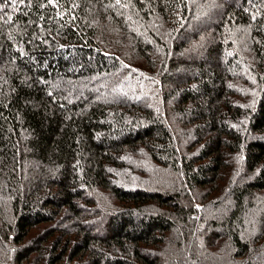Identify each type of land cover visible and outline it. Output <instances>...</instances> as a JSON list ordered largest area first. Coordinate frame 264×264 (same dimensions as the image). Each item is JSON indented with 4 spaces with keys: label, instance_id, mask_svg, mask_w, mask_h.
Wrapping results in <instances>:
<instances>
[{
    "label": "trees",
    "instance_id": "16d2710c",
    "mask_svg": "<svg viewBox=\"0 0 264 264\" xmlns=\"http://www.w3.org/2000/svg\"><path fill=\"white\" fill-rule=\"evenodd\" d=\"M0 264H264V0H0Z\"/></svg>",
    "mask_w": 264,
    "mask_h": 264
},
{
    "label": "rangeland",
    "instance_id": "374dc122",
    "mask_svg": "<svg viewBox=\"0 0 264 264\" xmlns=\"http://www.w3.org/2000/svg\"><path fill=\"white\" fill-rule=\"evenodd\" d=\"M116 92V91H115ZM115 92H112L113 93V96L115 95Z\"/></svg>",
    "mask_w": 264,
    "mask_h": 264
}]
</instances>
